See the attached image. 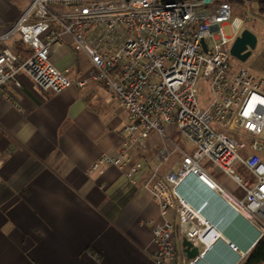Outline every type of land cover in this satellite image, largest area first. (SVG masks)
<instances>
[{
    "label": "built area",
    "instance_id": "built-area-1",
    "mask_svg": "<svg viewBox=\"0 0 264 264\" xmlns=\"http://www.w3.org/2000/svg\"><path fill=\"white\" fill-rule=\"evenodd\" d=\"M207 3L30 0L19 20L0 36V42L18 39L30 50L25 58L7 46L0 50V99L11 102L9 89L21 88L23 73L52 93L100 82L128 112L122 150L102 154L90 165L87 175L102 174L109 166L123 170L132 148L142 147L150 133L163 137L167 125L175 128L182 142V147L174 146L179 161L149 189L160 202L162 218L152 228L156 264H164L176 254L173 225L164 218L168 210L178 216L179 236L199 250L188 264H196L218 239L214 226L178 192L188 176H195L217 192L255 227L257 214L264 219V77L243 64L230 63V44L241 33L240 26L247 17L231 21L228 1L211 9L206 8ZM228 22L233 26L229 37L222 28ZM65 39L89 61L86 76L77 81H71L49 61L50 45ZM200 80L208 84L209 98L204 107L197 99ZM168 157L166 149L157 155L160 163ZM204 159L241 188V200L209 178L199 164ZM2 164L0 151V167ZM236 165L253 176L251 187L242 185L234 170ZM140 171L141 164L135 162L124 177L133 183ZM258 229L264 235V228ZM229 248L237 252L235 244L229 243Z\"/></svg>",
    "mask_w": 264,
    "mask_h": 264
},
{
    "label": "crops",
    "instance_id": "crops-1",
    "mask_svg": "<svg viewBox=\"0 0 264 264\" xmlns=\"http://www.w3.org/2000/svg\"><path fill=\"white\" fill-rule=\"evenodd\" d=\"M222 1L231 4L232 12L243 9V17L234 15V19L246 16L249 22L262 23L256 33L244 20L240 29L256 36L247 58L252 59L231 58L230 63L243 64L264 77V20L252 13L253 0H208L206 8ZM29 4L30 0H0V36ZM225 26L230 28L227 36H232V24ZM5 46L21 58L30 52L18 39L0 42V50ZM49 61L71 81L83 78L89 69L86 56L68 39L50 45ZM21 81V88L9 89L11 102L0 99V264H156L152 228L162 218L160 202L149 189L179 161L174 146L182 147V142L176 131L163 137L150 133L142 147L132 148L123 170L109 166L102 174L87 175L102 154L122 150L128 112L100 82L52 93L23 73ZM163 149L169 157L160 163L157 155ZM135 162L141 164V171L130 183L124 172ZM178 192L218 233L196 264H243L263 236L258 228H264V219L256 215V228L195 176H188ZM164 218L173 225L176 250L164 264H188L177 231L178 216L168 210Z\"/></svg>",
    "mask_w": 264,
    "mask_h": 264
},
{
    "label": "rangeland",
    "instance_id": "rangeland-1",
    "mask_svg": "<svg viewBox=\"0 0 264 264\" xmlns=\"http://www.w3.org/2000/svg\"><path fill=\"white\" fill-rule=\"evenodd\" d=\"M251 6L253 8L256 7V3L254 0L252 1ZM235 9H238V8H235ZM235 9L233 8L231 21L234 19V15H238V17H243L242 15H244L241 13L243 9H241V11L239 9L238 10H235ZM258 24H262V23H260V21H255L254 19L251 20L250 22L248 20H245L246 27L250 28L256 33L259 30ZM223 32L226 36L229 35L230 28L228 26H225L223 28ZM260 51H258L257 53H259ZM254 54H256V52ZM251 59L252 58H249L247 59V61H251ZM233 63H236V61H233ZM208 98H209L208 84L206 82H201L200 80L199 85H198V94H197V99H198V103L200 107H204L206 105V101L208 100ZM171 130L175 131V128L172 125H167L163 131L164 135L169 136ZM199 164L210 177L216 180L215 182L222 184L221 186L225 188L226 191L236 196L243 194L241 188L237 184H235L233 181L228 179L224 174L220 173L208 160L206 159L201 160ZM234 170H235L236 175H238L241 178L243 186H246V187L252 186L254 182V178L250 173H248L242 167L240 168L239 166H234Z\"/></svg>",
    "mask_w": 264,
    "mask_h": 264
},
{
    "label": "water",
    "instance_id": "water-1",
    "mask_svg": "<svg viewBox=\"0 0 264 264\" xmlns=\"http://www.w3.org/2000/svg\"><path fill=\"white\" fill-rule=\"evenodd\" d=\"M201 45L205 51L206 49L203 41ZM255 45L256 36L248 29H242L241 33L235 37L230 44L229 53L231 57L237 61L245 62L250 56L251 51L255 48ZM182 247L187 259L189 260L195 258L199 253L198 248L194 247L192 243L187 240H183Z\"/></svg>",
    "mask_w": 264,
    "mask_h": 264
},
{
    "label": "trees",
    "instance_id": "trees-1",
    "mask_svg": "<svg viewBox=\"0 0 264 264\" xmlns=\"http://www.w3.org/2000/svg\"><path fill=\"white\" fill-rule=\"evenodd\" d=\"M254 1L256 7L255 10H252V13L264 20V0ZM29 53L30 52L28 51L24 57L29 55ZM243 264H264V235L254 244Z\"/></svg>",
    "mask_w": 264,
    "mask_h": 264
}]
</instances>
